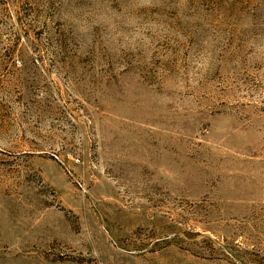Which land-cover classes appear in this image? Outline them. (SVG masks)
<instances>
[{
	"label": "rangeland",
	"instance_id": "rangeland-1",
	"mask_svg": "<svg viewBox=\"0 0 264 264\" xmlns=\"http://www.w3.org/2000/svg\"><path fill=\"white\" fill-rule=\"evenodd\" d=\"M0 264H264V0H0Z\"/></svg>",
	"mask_w": 264,
	"mask_h": 264
}]
</instances>
